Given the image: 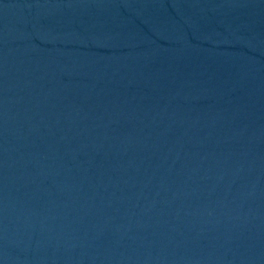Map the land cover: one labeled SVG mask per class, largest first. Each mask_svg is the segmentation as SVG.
Returning <instances> with one entry per match:
<instances>
[{"label": "water", "instance_id": "95a60500", "mask_svg": "<svg viewBox=\"0 0 264 264\" xmlns=\"http://www.w3.org/2000/svg\"><path fill=\"white\" fill-rule=\"evenodd\" d=\"M0 264H264V0H0Z\"/></svg>", "mask_w": 264, "mask_h": 264}]
</instances>
